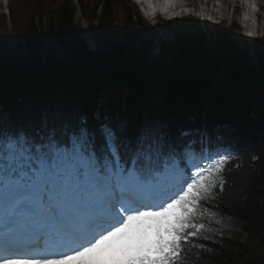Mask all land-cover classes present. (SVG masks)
<instances>
[{"label":"trees","instance_id":"obj_1","mask_svg":"<svg viewBox=\"0 0 264 264\" xmlns=\"http://www.w3.org/2000/svg\"><path fill=\"white\" fill-rule=\"evenodd\" d=\"M9 11L0 9V131L85 138L124 155L159 136L182 161L220 150L223 191L217 183L200 202L208 211L193 223L204 228L182 241L175 264H264V38L251 49L232 39L237 24L206 34L187 16L160 20L167 41L132 0H11Z\"/></svg>","mask_w":264,"mask_h":264},{"label":"snow or ice","instance_id":"obj_2","mask_svg":"<svg viewBox=\"0 0 264 264\" xmlns=\"http://www.w3.org/2000/svg\"><path fill=\"white\" fill-rule=\"evenodd\" d=\"M220 163L185 178L159 136L124 155L0 131V264H175Z\"/></svg>","mask_w":264,"mask_h":264},{"label":"rangeland","instance_id":"obj_3","mask_svg":"<svg viewBox=\"0 0 264 264\" xmlns=\"http://www.w3.org/2000/svg\"><path fill=\"white\" fill-rule=\"evenodd\" d=\"M73 1H74V3L76 5L79 4L78 0H73ZM9 2H11V0H0V9H1L2 12L6 11V9H7L6 6H8ZM240 2L241 3L239 4V6H236L235 0H233L231 4H223V2L222 3L218 2L217 3V9L218 10H216V12L220 11V12H222V14H217V16H223L225 18V20H223V21H225L227 24H232V25H234V24L236 25L237 24L238 26H240L241 25L240 24L241 23L240 16H243V15L247 16L245 14V10L248 8L247 5H246L247 4V0H240ZM178 3H186V5H188V7H191L194 4L196 5V0H185V2L183 0H178ZM253 5H254V7H252V8H254L256 11H258V9H257L258 7L261 8V10L259 12V20H260V22H259V24H260L259 32H260L261 35H264V0H253ZM197 6H200V5L197 4ZM252 8H249V11H251ZM194 13H197V12L195 11ZM77 15L80 16V19L76 20V22L81 26V31H82L83 20L81 19V14L80 13H78ZM159 17L162 18L161 16H159ZM198 18L200 19V17H198ZM157 19H158V17H157ZM44 20H45V18H44ZM164 20H166V19H164ZM217 20H219V18ZM37 22H39V21H37ZM154 22H156V19L154 20ZM200 22L202 24V20L201 19H200ZM121 27L123 28L122 25L117 24L113 35H115L117 37L121 36L122 35ZM160 32H162L164 34L166 39L170 40L172 38V35H173L172 32H170L165 27H161ZM82 33H83V31H82ZM101 33L105 35V33L103 31ZM0 36H2L1 32H0ZM243 37H245V34H244V30L242 28V34L236 32L232 36V39L235 42L241 44ZM87 42H88V44H89V46L91 48H94V39H93L92 32L90 33V36L87 39ZM2 47H3V44L0 41V48H2ZM176 164H178V163L176 162ZM178 166H179V164H178Z\"/></svg>","mask_w":264,"mask_h":264},{"label":"bare ground","instance_id":"obj_4","mask_svg":"<svg viewBox=\"0 0 264 264\" xmlns=\"http://www.w3.org/2000/svg\"><path fill=\"white\" fill-rule=\"evenodd\" d=\"M233 0H221V2H223V4H231ZM236 6H239V4L241 3L240 0H235ZM251 4V8L254 7L253 5V0H251V2L249 3ZM257 5V4H256ZM220 12V11H218ZM222 13V12H221ZM245 14L247 15V12H245ZM198 17H201V15H198ZM247 16H240V18L245 19ZM80 16L77 15L76 16V20H79ZM150 21L154 20V18H149ZM152 19V20H151ZM82 31H83V35L86 39L89 38L90 33H91V29L89 28V26L87 25V23L83 22L82 23ZM249 37L254 40V38L251 37V35H249Z\"/></svg>","mask_w":264,"mask_h":264}]
</instances>
